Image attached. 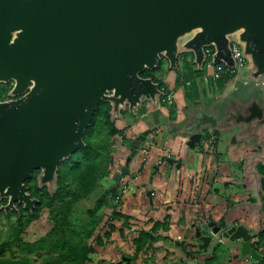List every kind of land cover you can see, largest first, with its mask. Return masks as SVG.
<instances>
[{
  "label": "water",
  "instance_id": "obj_1",
  "mask_svg": "<svg viewBox=\"0 0 264 264\" xmlns=\"http://www.w3.org/2000/svg\"><path fill=\"white\" fill-rule=\"evenodd\" d=\"M231 36L241 44L247 72L219 112L200 110L192 122L173 130L188 137L192 150L205 128L247 125L230 142L255 140L261 147L244 156L242 165V184L257 200L249 204L260 207L264 177L255 166L264 163V95L251 83L264 88V0H0V83L12 81L16 96L0 101V202L6 200L0 211L18 213L16 204L34 210L39 201L25 186L34 170L39 185L55 190L58 164L85 147L83 135L99 103L110 104L113 118L123 110L136 114L144 100L157 105L163 91L152 78L140 76L145 69L158 68L162 60L175 68L180 52H191L201 69L205 48L212 49V61L234 67ZM131 155L114 176L113 194ZM163 161L181 166L173 158ZM224 224L208 222L211 236L196 229L205 245L200 247L206 249L211 237L213 247L221 237L240 240L241 255L262 264L248 230Z\"/></svg>",
  "mask_w": 264,
  "mask_h": 264
},
{
  "label": "crops",
  "instance_id": "obj_2",
  "mask_svg": "<svg viewBox=\"0 0 264 264\" xmlns=\"http://www.w3.org/2000/svg\"><path fill=\"white\" fill-rule=\"evenodd\" d=\"M210 72L211 70L207 71L205 68L203 75L212 80ZM236 76L228 82L229 87L226 86L227 83L226 87L220 91L215 88L216 94H219L215 101H223L232 84H235L238 79ZM161 78L166 89L164 91L162 89L163 95L159 97L157 105L144 100L136 110V114L123 110L121 115L116 117V124L131 120L139 124L138 129L145 128L148 132L145 140L139 139L140 145L135 147L133 143L135 152L131 151L133 154L128 166L129 171L124 177L125 182H122L124 178L120 182L123 194L118 211L129 217L130 224L127 229L121 225L122 221H116L118 225L115 231L120 237L118 241L120 243L117 246L121 248L127 232H130L132 264H250L251 258L241 255L238 240L231 241L222 237L216 245L214 244L211 251H208L197 245L195 238H197L196 229L201 235L211 234V230L204 234L201 231V228L203 229L211 221L220 223L223 220L224 223L226 220L232 225H241L248 230L251 237L262 230L257 223L259 218H255L259 217L260 212L264 210V204L260 207L249 204L247 199L254 197L253 191L242 184L243 157L259 153L261 147L255 142L231 143L233 134H227L224 138L223 148L226 151L223 150L222 154H225L223 156L217 151L220 136L226 131V133L232 132V129L215 130L217 133L209 129L207 130L211 132L209 139L195 145V148L191 150L186 144L188 137L175 132L173 126L183 127L192 122V115L198 114L200 110L214 112L209 110L212 108L206 111L202 103L198 105L199 108H193L194 101L186 99L181 86H175L176 73L173 68L163 72ZM167 92H171L173 96L170 114H167V109L171 106L168 107L163 101ZM203 92L204 90L201 95ZM177 97L186 102L174 104ZM141 107L145 108V113L141 112ZM131 115L136 118L134 119ZM170 116H173L174 120ZM121 126L123 127L117 128L122 130L128 127V125ZM129 131L127 129L126 132L129 134ZM136 136L140 137L138 134ZM133 137L131 133L130 138ZM209 144L212 150L208 149ZM214 144L217 149H214ZM238 149L240 151L234 155V151ZM173 156L177 157L176 161H181L180 168L166 161L161 162L162 158H173ZM224 158L227 162L241 161L239 177L230 176L232 166H229L231 173H225L227 168L221 165ZM164 164L171 166L161 167ZM232 183L236 188L231 189ZM142 199L145 200L144 207L139 205ZM134 202L138 204L135 206ZM231 203H233L232 206H230ZM165 216L168 217L165 228L158 229L154 241L136 254L134 239L138 236V231L150 230L155 222L163 223ZM261 222L264 221L261 220ZM120 231H123L124 237L119 234ZM161 231L165 235H159ZM181 240L192 244L176 242ZM252 240L254 238L251 239V242H254ZM214 248H216V258L212 259Z\"/></svg>",
  "mask_w": 264,
  "mask_h": 264
},
{
  "label": "trees",
  "instance_id": "obj_3",
  "mask_svg": "<svg viewBox=\"0 0 264 264\" xmlns=\"http://www.w3.org/2000/svg\"><path fill=\"white\" fill-rule=\"evenodd\" d=\"M186 53L188 52H181L178 55L176 67L173 68L176 73L175 86L182 87L186 99L197 102L200 99V91L198 90L196 79L205 71L204 63L201 69H197L193 63V55L190 57ZM168 70H172V68L169 67L166 60H162L158 68H154L153 70L145 69L140 73V76L143 78H152L154 82L158 83L159 88L164 91L166 88L161 75ZM234 77V74L222 73L219 78L209 80V82L212 88L222 90ZM0 86L4 85L0 83ZM10 88L11 86H8V88L0 87V101L7 99ZM110 111L111 106L108 102L99 103L83 135L85 147L76 150L69 158L58 164L55 190L53 193L49 192L46 186H39L37 180L39 171L34 170L31 178L25 181L28 192L39 201L34 210L29 212L22 209L21 205L16 204L19 210L18 213L14 211H8L7 213L0 211V213L7 216L14 214L17 224L9 239L0 243V261H5V250L14 244L17 250L26 255L40 254V251L44 250L45 254L42 255L44 264L87 263L90 255L94 251L92 242L95 241L98 245H104L116 229L113 224L108 222V229L104 232V235L94 236L98 225L102 221V215H97V213L103 207H110L112 209L110 218L112 220L122 221L121 225L128 229L129 217L121 214L117 210L116 195L113 196L112 203H110L109 199L112 195L110 190L116 183L114 176L118 173L110 170V166L113 163L112 151L115 150V146L111 140L115 135H119L123 144L127 138H130V134L126 132L127 129L117 130L115 128ZM144 111H146L145 108ZM170 118L174 120L173 116H170ZM102 134H105L106 139L101 137ZM209 137L210 134H205L203 131L201 143L208 140ZM213 146L215 149V144ZM255 168L258 174L264 177V163H258ZM105 177L111 179V186L104 190L95 200L92 208L85 211L88 217L87 221L82 225L77 220L78 224H74L77 227H73L69 221V206L72 201L64 198V192L69 193V189L72 187L73 197L79 195L87 198ZM260 196L261 202L264 204V193L261 192ZM247 201L249 203H255L257 200L254 197H249ZM2 202L4 204L6 200ZM55 203H58L57 207H54ZM232 205L233 203L230 204V206ZM42 207L51 208L52 212L55 211L56 215L52 218L53 226L46 236L35 242L21 240L19 233L25 221L36 218ZM167 220L168 217L165 216L163 223L155 222L150 230L140 229L138 231V236L134 239L136 254L154 241L158 229H164ZM219 224L225 225L223 220ZM119 234L123 235V231H120ZM256 239L257 242H252V247L262 255V264H264V229L260 230ZM215 250L216 248H214V252L211 255L212 259L216 258Z\"/></svg>",
  "mask_w": 264,
  "mask_h": 264
},
{
  "label": "rangeland",
  "instance_id": "obj_4",
  "mask_svg": "<svg viewBox=\"0 0 264 264\" xmlns=\"http://www.w3.org/2000/svg\"><path fill=\"white\" fill-rule=\"evenodd\" d=\"M232 38H235V36H231L229 39L231 40ZM186 54L190 57L192 55L191 52H188ZM208 60H210V59H208ZM213 63H215V62H213ZM205 67H206V63H204V68ZM246 72H247V68L240 69L236 74L237 76L236 75L235 76L238 78L239 76H241V74H244ZM196 83L198 86V90L201 92H200V99L198 102L193 103V105H194L193 108L194 107L199 108L198 105L200 103H202L203 108H205L206 111L210 110V111H213L214 113L216 111L219 112L221 107H222L223 102H219V101L214 100L215 98L218 97L219 94H216L215 89L212 88V86L210 85L208 76L202 74L200 77L197 78ZM255 83H257V84H255ZM1 84H3L4 86H0V87L8 88V86L12 87L13 82L10 81L8 83H1ZM233 85L234 84H232L231 88L233 87ZM236 85H240V84H236ZM251 85H253L252 86L253 89H259L258 93H260L261 95H264V88H263V85L261 83L252 82ZM226 86L229 87L230 83H228ZM202 90H204V92L201 95ZM15 97L16 96L12 95L11 88H10V91L7 95V99L10 100V99H13ZM182 101H185V100L179 99L177 97L175 99L174 104L177 103L179 105L180 103H182ZM263 102H264V99H263ZM169 106H171V105H168V107ZM209 108H212V110ZM207 109H209V110H207ZM167 110H168L167 114H170L171 113L170 110H172V106L170 108H168ZM141 112L145 113L144 108L141 109ZM133 118L135 119L136 117L134 116ZM112 120H113V124L117 130H119L117 127H119V128L123 127L121 125H124V126L128 125V127L126 129L130 130L129 131L130 135H131V133L134 135L133 138H130V139L127 138V140H125L123 144H122V141H121L119 135H115L113 137V139L111 140L113 145L115 146V150L112 151L113 163L110 166V170L119 173L121 166L125 163L126 157L131 155V151H133V148H134L133 143L137 142V141H134L137 138L136 135L137 134L140 135L142 140H145V135H147L148 132H146L147 130L145 128L138 129L137 127H139L138 126L139 124H137V122L133 123V121L131 122V120H129V121L123 122V124H121L122 122L121 123L118 122V124H116L115 123V121L117 120L116 117L115 118L112 117ZM130 122H131V124L132 123L133 124L131 125ZM230 125H232V124H230ZM246 126L247 125H245V124H240V125H236V126L232 125L231 126V129H233V130H231L232 132L226 133L227 132L226 131L223 134H221L219 144H218V149L216 148L217 151L221 154L223 153V150L226 151V149L223 148V145H224V138L227 134H233V132H237L238 135H241L243 132H245ZM209 129L210 128L203 129L204 133L205 134L208 133L211 135V132L207 131ZM213 132L215 133L216 131L214 130ZM101 137L106 139L105 134H102ZM131 140H133V141H131ZM248 142L254 143L253 140L252 141L250 140ZM242 143L245 144L246 142H239V144H242ZM140 144H141V142L139 140L136 146H138ZM197 148H199V147H197ZM208 149L212 150L210 144L208 146ZM237 151L239 152L240 149L234 151V155H237ZM222 155L224 156L225 154H222ZM173 158L177 159L176 156H173ZM223 160L224 161L221 162V165L226 166L227 172H225V173L230 174L231 172H230L229 166H232L231 167L232 174L230 176L239 177L240 175H238V174H240L239 172H240V168H241V165H240L241 161L237 160V162H232V161L227 162V160L225 161V158ZM169 166H171V165L164 164L161 167L168 168ZM236 167H238V168H236ZM111 182L112 181L109 177L103 178L99 182V185L96 187V189H94L88 195L87 198L86 197L83 198L79 195H76L73 197L72 187H70L69 193L64 192V196H65L64 198L72 201L71 205L69 206V221L72 223L73 227H77L76 225L78 224V221L82 225L87 221L88 217H87L85 211L87 209H90L93 207L95 200L104 192V190H106L109 186H111ZM122 182H125V178L123 179ZM233 184L234 183L231 184L232 185L231 189L236 188ZM39 186H41V185H39ZM125 186H127V185H125ZM53 192L54 191H51V193H53ZM115 200H116L117 205H118L117 206V210H118L119 205L122 201V198L121 197H119L117 199L115 198ZM110 202H111V200H110ZM144 203H145V200L142 199L141 204H139V205L144 207ZM1 204H3L2 201L0 202V205ZM134 204L136 206L138 203L134 202ZM57 206H58V203H55L54 207H57ZM111 211H112V209L108 206L103 207L102 209H100L98 211L97 215L98 214L102 215V221L98 225V229L96 230L94 236L95 235H100V236L104 235V232L107 231V229H108V227H107L108 222L113 224L115 227H117L118 223H116V220H112L110 218ZM54 215H56L55 211L52 212L51 208L42 207L39 210L36 218H34L32 220L25 221V224H24L21 232L19 233V237L21 238V240L26 241V242H35L38 239L46 236L47 233L49 232V230L51 229V227L53 226V219L52 218L54 217ZM257 218H259V220L257 222V223H259V228L264 229V222L263 223L261 222V220L264 221V210H262L260 212V216L259 217L256 216L255 219H257ZM74 224H76V225H74ZM133 225H136V224L133 223ZM16 226H17L16 216L14 214L7 216L3 213H0V243L5 242L9 239V237L11 236V233H13V230ZM210 229H211V227H209L207 224L203 227V229L201 228V231L204 234V232L206 233V232L210 231ZM160 233L161 234H159V235H165V233L162 231ZM126 235L127 236L123 240L124 242L121 244V248L117 246V244L120 243V242H118L120 237H118V234L116 233V231L111 234V237L109 238L108 241H106V243L104 245H98L97 243H95V241H93L92 243H93L94 251L90 255L89 261L85 264H118V262H119L118 260L121 258V255L125 254L126 256H128V255H130V252H131V250H130L131 249V247H130L131 233L127 232ZM251 235H253V234H251ZM209 236H211V235H209ZM252 237L254 238V240H252V241L257 242V239H256L257 235H254ZM252 237L250 236V239H253ZM126 239H127V242H126ZM195 239H196L197 245L205 246L203 244L204 243L203 241H201L198 238H195ZM213 243H214V239L211 237L210 243L208 244V246L206 245L207 246L206 250L211 251V249L213 247ZM202 248L205 249L204 247H202ZM4 254H5V261H0V264H44V260L42 257V255L45 254L44 250L40 251V254L35 253V254H31V255H26V254H23L22 252H20L19 250H17L16 246L14 244H12L10 248H7L5 250ZM61 264H69V263H61Z\"/></svg>",
  "mask_w": 264,
  "mask_h": 264
},
{
  "label": "built area",
  "instance_id": "obj_5",
  "mask_svg": "<svg viewBox=\"0 0 264 264\" xmlns=\"http://www.w3.org/2000/svg\"><path fill=\"white\" fill-rule=\"evenodd\" d=\"M229 44H230L232 58L235 61L234 67H227L220 62L213 63L214 61H212L211 59L212 49L205 48V55H206L205 68L207 71L211 70L210 76L212 77L213 80L219 78L222 73H229L236 75L240 69H243L247 66V59L242 53V47L241 44L238 42V40L236 38H232ZM208 58L210 60H208ZM172 99L173 96L171 92H167L163 97V101L166 102V104L168 105L172 103L173 101Z\"/></svg>",
  "mask_w": 264,
  "mask_h": 264
},
{
  "label": "flooded vegetation",
  "instance_id": "obj_6",
  "mask_svg": "<svg viewBox=\"0 0 264 264\" xmlns=\"http://www.w3.org/2000/svg\"><path fill=\"white\" fill-rule=\"evenodd\" d=\"M124 165V164H123ZM122 165V166H123ZM122 166H121V168H122ZM121 170V169H120ZM129 171V170H128ZM127 174H128V172H127ZM126 174V175H127ZM125 175V176H126ZM125 176H123L122 178H124ZM122 178L119 180V184H118V188L116 189V191L114 192V194L111 192V197H110V200H111V202L110 203H112V200H113V196L114 195H116L115 196V198L117 199V198H119V197H121L122 198V194H123V191H121V189H120V181L122 180ZM121 195V196H120ZM130 224V223H129ZM221 228H224L225 227V225H220L219 223H217ZM235 225V224H234ZM211 230V229H210ZM210 235H212V234H210ZM222 238V237H221ZM226 239H228V238H226ZM238 241H240V240H238ZM119 262H118V264H132V262H133V256H131V255H128V256H126V255H123V256H121V258L118 260Z\"/></svg>",
  "mask_w": 264,
  "mask_h": 264
}]
</instances>
